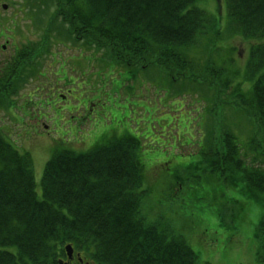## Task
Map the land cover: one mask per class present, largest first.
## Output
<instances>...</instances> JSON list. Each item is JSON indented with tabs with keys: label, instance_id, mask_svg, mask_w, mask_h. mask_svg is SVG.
Returning a JSON list of instances; mask_svg holds the SVG:
<instances>
[{
	"label": "trees",
	"instance_id": "16d2710c",
	"mask_svg": "<svg viewBox=\"0 0 264 264\" xmlns=\"http://www.w3.org/2000/svg\"><path fill=\"white\" fill-rule=\"evenodd\" d=\"M200 1L56 0L52 21L60 19L77 40L116 61L135 65L157 56L154 60L170 70L172 62L181 61L174 50L194 45L218 23L199 7ZM227 7L231 25L241 34L264 37V0H227ZM53 26L48 25L42 41L23 44L16 58L4 61L0 109L15 104L13 98L37 74V58L48 50ZM245 76L254 80L252 89L246 92L238 85L232 94L256 126L249 145L258 147V156L250 164L242 151L246 146L226 131L192 170L241 186L260 206L252 250L264 264V196L255 193L264 195V43L253 46ZM230 85L224 79L211 86L221 98ZM139 143L127 136L87 151L58 145L36 183L29 153L0 130V264H59L67 242L97 264H200L184 234L163 215L154 223L148 219L139 190ZM182 178L175 177L177 185Z\"/></svg>",
	"mask_w": 264,
	"mask_h": 264
},
{
	"label": "rangeland",
	"instance_id": "374dc122",
	"mask_svg": "<svg viewBox=\"0 0 264 264\" xmlns=\"http://www.w3.org/2000/svg\"><path fill=\"white\" fill-rule=\"evenodd\" d=\"M208 1L210 13L225 17L223 0H219L221 7L216 6V0ZM3 3L8 5L6 10ZM34 3L42 7L32 8ZM56 8L55 0H0V60L12 56L23 43L42 41ZM63 29L57 21L49 38V54L39 60L36 72L42 71L44 76L38 73L29 78L15 97L17 108H22L0 109V129L20 149L32 154L36 181H41L55 144L86 151L110 138L135 135L142 138L138 155L147 171L145 213L149 217L168 215L175 230L191 240L200 264H262L257 263L252 250L261 208L241 186L211 183L203 173L178 197L168 191L175 177L187 176L197 167L201 149L210 139V128L219 135L232 130L244 144L256 130L253 120L229 101L223 105L215 99V89L204 81L178 80L177 73L154 64L146 66L145 62L105 66L103 52L73 44L65 36L57 37L56 32ZM222 37L214 40L209 36L197 50L184 52L198 64H208L209 71L212 66L226 68L225 78L236 82L231 59L241 68L255 41L230 36L228 29ZM62 40L67 45L61 44ZM4 44L6 50L1 48ZM244 71L237 76L243 77ZM59 72L69 86L65 79L56 83ZM239 84L246 88V83ZM59 94H65L69 101L65 103ZM50 99L57 108L47 103Z\"/></svg>",
	"mask_w": 264,
	"mask_h": 264
},
{
	"label": "flooded vegetation",
	"instance_id": "af4514ba",
	"mask_svg": "<svg viewBox=\"0 0 264 264\" xmlns=\"http://www.w3.org/2000/svg\"><path fill=\"white\" fill-rule=\"evenodd\" d=\"M74 263V260H72L71 262H70V264H73Z\"/></svg>",
	"mask_w": 264,
	"mask_h": 264
},
{
	"label": "water",
	"instance_id": "95a60500",
	"mask_svg": "<svg viewBox=\"0 0 264 264\" xmlns=\"http://www.w3.org/2000/svg\"><path fill=\"white\" fill-rule=\"evenodd\" d=\"M69 253L71 254V251L69 250Z\"/></svg>",
	"mask_w": 264,
	"mask_h": 264
}]
</instances>
